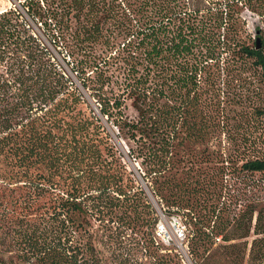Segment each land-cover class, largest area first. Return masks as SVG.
Returning <instances> with one entry per match:
<instances>
[{
    "label": "trees",
    "instance_id": "obj_1",
    "mask_svg": "<svg viewBox=\"0 0 264 264\" xmlns=\"http://www.w3.org/2000/svg\"><path fill=\"white\" fill-rule=\"evenodd\" d=\"M20 3L69 57L101 37L118 48L116 71L90 76L93 61L75 56L76 66L119 133L155 144L149 184L161 206L186 224L195 264H264V197L228 210L216 178L233 159L220 155L221 169L209 170L218 162L212 138L225 119L214 92L219 74L251 61L264 84V28L251 43L240 17L242 4L264 23V0ZM84 98L17 6L0 12V264H100L84 238L85 198L108 192L138 215L151 207L117 167L111 138ZM128 100L138 118L126 113ZM239 169L264 173V157L244 159Z\"/></svg>",
    "mask_w": 264,
    "mask_h": 264
},
{
    "label": "rangeland",
    "instance_id": "obj_2",
    "mask_svg": "<svg viewBox=\"0 0 264 264\" xmlns=\"http://www.w3.org/2000/svg\"><path fill=\"white\" fill-rule=\"evenodd\" d=\"M21 1L0 0V12L17 6L30 29L37 33V37L49 49L51 57L67 72L74 86L82 91L85 97L84 107L99 118L100 124L109 134L111 144L120 157L117 167L128 171L125 180L130 184L134 183L139 196L151 205L150 208L145 207L139 211L138 215L113 200L108 192L95 200L92 197L97 196L98 192H92V197L85 198L89 211L85 214L87 231L84 238L85 241L94 243L100 264H195L187 243L186 224L181 216L170 214L161 206L149 184L150 178L146 171L151 163L149 152L155 144L152 143L149 147L143 145L140 136L134 140L119 133L113 118L102 114L98 98L90 94L91 90L84 84L85 75L76 66L75 56L93 61L92 66L86 69L90 76L110 67L109 73L116 71L112 64L117 61L114 57L119 53L118 48H109L105 38L101 37L97 40H85L77 49V55L71 54L69 57L68 48L55 41L51 30L37 16H33ZM240 17L244 25L243 36L247 40L251 39L252 43L256 29L264 28L263 20L242 4ZM73 24H76L74 19ZM260 72L251 61L245 64L232 63L215 81L214 92L219 93L217 97L222 103L220 106L224 109L225 119L212 138L211 152L218 162L211 164L209 170L217 173L222 166L220 155L233 159V162L225 164L229 168L224 178H216L220 179L219 198L221 197L228 210L240 209L248 199L264 197V173L247 176L248 173L239 169L244 159L264 157V115H258L255 111L264 109V84ZM115 90L118 91L117 86ZM127 106L126 113L133 119L138 118L131 100L127 101ZM236 206L240 208H235ZM135 215L145 217V221L136 222ZM150 217L154 220L153 223L149 222Z\"/></svg>",
    "mask_w": 264,
    "mask_h": 264
},
{
    "label": "water",
    "instance_id": "obj_3",
    "mask_svg": "<svg viewBox=\"0 0 264 264\" xmlns=\"http://www.w3.org/2000/svg\"><path fill=\"white\" fill-rule=\"evenodd\" d=\"M260 47V41L258 40V48Z\"/></svg>",
    "mask_w": 264,
    "mask_h": 264
}]
</instances>
